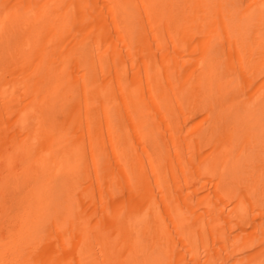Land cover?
<instances>
[{
    "label": "bare ground",
    "instance_id": "1",
    "mask_svg": "<svg viewBox=\"0 0 264 264\" xmlns=\"http://www.w3.org/2000/svg\"><path fill=\"white\" fill-rule=\"evenodd\" d=\"M0 264H264V0H0Z\"/></svg>",
    "mask_w": 264,
    "mask_h": 264
}]
</instances>
